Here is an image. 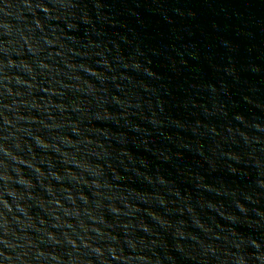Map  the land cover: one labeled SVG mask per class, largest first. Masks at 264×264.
Masks as SVG:
<instances>
[{
	"label": "water",
	"instance_id": "95a60500",
	"mask_svg": "<svg viewBox=\"0 0 264 264\" xmlns=\"http://www.w3.org/2000/svg\"><path fill=\"white\" fill-rule=\"evenodd\" d=\"M264 84V0H156Z\"/></svg>",
	"mask_w": 264,
	"mask_h": 264
}]
</instances>
